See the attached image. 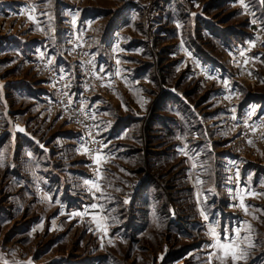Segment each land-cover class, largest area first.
Masks as SVG:
<instances>
[{
  "label": "rangeland",
  "instance_id": "rangeland-1",
  "mask_svg": "<svg viewBox=\"0 0 264 264\" xmlns=\"http://www.w3.org/2000/svg\"><path fill=\"white\" fill-rule=\"evenodd\" d=\"M85 31L125 81L94 95L112 119L96 176L33 63L47 52L78 90ZM245 114L264 120L261 0H0V264H223L209 226L239 227L238 264H264V145L235 144Z\"/></svg>",
  "mask_w": 264,
  "mask_h": 264
},
{
  "label": "built area",
  "instance_id": "built-area-1",
  "mask_svg": "<svg viewBox=\"0 0 264 264\" xmlns=\"http://www.w3.org/2000/svg\"><path fill=\"white\" fill-rule=\"evenodd\" d=\"M91 45V35L86 31L81 32L71 42L70 55L82 66L78 90L71 71L57 66L47 52L36 50L33 63L47 78L53 91V97L48 101V109L62 114L80 130L84 147L89 149L84 151L88 169L96 176L101 172L103 162L97 164L95 156L104 152V140L100 134L98 112L90 99L95 94L114 90L115 84L113 74L96 61ZM41 52L44 53L43 57ZM241 120L237 123L240 135L235 139V144L239 143V147L249 150H256L264 145V120H251L248 114L243 115ZM136 189L137 186L133 185L126 197L133 195Z\"/></svg>",
  "mask_w": 264,
  "mask_h": 264
},
{
  "label": "snow or ice",
  "instance_id": "snow-or-ice-1",
  "mask_svg": "<svg viewBox=\"0 0 264 264\" xmlns=\"http://www.w3.org/2000/svg\"><path fill=\"white\" fill-rule=\"evenodd\" d=\"M243 2V0H241ZM262 3H264V0H261ZM75 23V21H73ZM254 23V21H253ZM41 57H43L44 53H40ZM51 62V61H50ZM119 63V61H117ZM227 83V82H225ZM19 131L24 132L25 130L23 128H20ZM83 151L87 152L89 151L88 148L84 147ZM181 151H183L181 149ZM31 155V154H29ZM103 157L100 153H97L95 156V162L97 164H100ZM85 184L90 186V190L94 189L95 192H92V195L95 199V193L100 192L101 198H103V192L101 189V185L97 183L95 180H86ZM241 205L243 206V197L240 198ZM91 209H100V205L97 203H93L90 206ZM87 211V208L85 209ZM201 214L204 215V219L208 220V216L203 213V210L201 211ZM73 215H84V211L76 212ZM250 228L251 225H248ZM240 232L241 229L239 227L235 228L232 233H230L227 229L223 230V233L217 231L216 227L209 226L208 233L212 237V242L207 247H211L214 249V252L218 254L217 258L220 259L223 264H227V261L231 259L233 264H238L239 261L245 260L248 256V252L241 247V238H240ZM245 240H248L247 237H245ZM248 247H254V245L251 243L250 240H248ZM211 257L212 253L209 254V264H211Z\"/></svg>",
  "mask_w": 264,
  "mask_h": 264
},
{
  "label": "crops",
  "instance_id": "crops-1",
  "mask_svg": "<svg viewBox=\"0 0 264 264\" xmlns=\"http://www.w3.org/2000/svg\"><path fill=\"white\" fill-rule=\"evenodd\" d=\"M131 10H133L132 8H130ZM127 12V9L124 11H122V13L119 14V16L123 17L125 15V13ZM124 14V15H123ZM128 15H132V14H128ZM118 16V17H119ZM110 45V47H115L113 46L114 45V42H110V37H103L102 40H101V43H100V48L103 50L105 49V47H108ZM112 45V46H111ZM133 46V45H132ZM91 50L93 52V55L94 57L96 58V61L103 64V66L105 67L106 70H108L110 73L113 74L114 76V84L117 85V83L120 81V82H125L124 79L122 78V73H123V70L121 69V67L119 65H117V59L118 57L116 56H113V57H109L107 55H105L104 53L102 52H99L97 50H95L93 48V44L91 45ZM57 66L61 67V68H67L66 66L62 65V64H58ZM96 96V95H95ZM95 96H92L91 99H90V102L93 104V106L96 108L97 112H98V118H99V127L102 125V124H105V127H108V124L111 123L112 119H111V116H108L107 112V103H109L108 101L104 100V99H100V98H94ZM144 115H141L140 117H142ZM186 117H187V114H186ZM191 118H186V122L190 121ZM171 122V121H170ZM170 125L172 123H169ZM158 124H156V121H155V124H154V130L156 129H160L161 130V122L159 121V126H157ZM126 127V126H125ZM172 127V126H170ZM121 128H124V126H122ZM172 129V128H171ZM106 130V129H105ZM105 139V137L103 138V140ZM222 159H227L226 157H223Z\"/></svg>",
  "mask_w": 264,
  "mask_h": 264
}]
</instances>
